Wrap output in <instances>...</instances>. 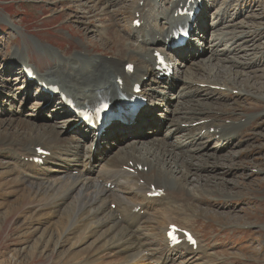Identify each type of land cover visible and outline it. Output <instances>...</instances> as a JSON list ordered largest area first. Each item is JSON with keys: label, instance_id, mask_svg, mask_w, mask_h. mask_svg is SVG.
<instances>
[{"label": "bare ground", "instance_id": "6f19581e", "mask_svg": "<svg viewBox=\"0 0 264 264\" xmlns=\"http://www.w3.org/2000/svg\"><path fill=\"white\" fill-rule=\"evenodd\" d=\"M112 1L114 0H108L107 3L111 4ZM237 1L241 2V0H231L228 5L225 4L226 7L223 10L217 12L218 17L214 18L215 21L212 24L215 28L227 21L233 3H237ZM144 2L145 6L140 7L137 4L134 7L135 11L140 13V20L143 21V24L139 28H133V21H131V32H129L128 41L118 43L117 30H113L115 33L112 34L109 28L105 35L102 32L98 34L104 37V40L115 41V39H118L112 58L110 56L97 55L94 52L86 53L81 50L69 56L60 55L55 48L47 46V44H43L38 40H31L33 46L28 44H25L22 48L17 46L18 48L12 53V70H15V75H19L26 82L23 73L24 67H34L38 82L57 85L62 94L72 97L81 106L92 104L100 96L109 97L114 103L119 102L123 95L133 97V85L139 83L145 86L143 83L145 76H150L153 72V67L155 66L154 54L156 51H163L168 59H172L173 61V56L167 54L162 48H168V45L172 44L173 29L182 20V18L175 17V14L181 7V3L185 5L186 0H176L177 3L171 1L170 4L164 3L158 9L154 8L159 5L158 0H144ZM167 4L168 7H166ZM145 7H149L147 11ZM250 15L252 16V14ZM234 17L232 18L234 19ZM262 17L264 18V16ZM162 18L164 19V25L161 27L159 21ZM152 23H156L154 28L150 27ZM242 24L245 23L242 22ZM262 25V23L254 21V23L252 22L248 26H243V29L238 31V34L234 37L228 38V40H233L234 38L241 39L240 41L243 42V45L249 44L253 40L252 48L250 49L252 52L239 56L238 59H235L233 56L231 57L234 47L223 50L222 54H227L229 57L221 59L219 62H230V66H234V68H227L231 72L233 71V73L227 70H218L215 74L210 73L212 78L206 77L203 81H196L189 77L185 78L186 82L191 84V86L199 82L207 85V87H194V90L182 93L184 94V99L181 103L185 108L180 112L178 122L174 124L173 130H184L187 131V134L182 136L183 139L179 140L176 147L170 146L166 141L158 138L150 145L145 141L130 140L127 145H133L131 147L128 146L129 148L120 147L121 151L118 155L109 156L105 164L101 165L95 177L92 176L95 165H92V157L89 153L93 147L95 138L91 140V143L86 142V146L89 145V152L83 157L79 152V147H81L83 141L89 139V136L85 133L83 127L79 126L78 118L68 109L67 112L71 116L67 119V123L69 124V128L71 126L73 128L69 130L70 133L66 134L65 138H61L62 134L58 132L57 128L40 123L37 115L35 118L34 115H26V117H30L27 120L24 118L20 119L22 112H19L17 115H8L4 119H1V114L0 149L6 150L9 154L8 156H10L9 158H12L13 170L16 171V174L18 173L19 177L16 175L17 177L12 179L9 177L10 179H8L7 177L11 176L10 174L14 173V171L5 169L3 164L0 163V169H3L2 171L0 170V181L2 179L0 188H9L11 193L17 195V201H20L21 204H26L33 198L43 202V205L53 214L59 211L55 209H61L57 222L58 229L56 228V230H61L62 234L77 228V231L75 230L76 234L84 237L95 229L103 230L102 235L105 238L101 247L92 249L91 251L93 252L90 258L87 252L78 256L81 258L86 257L89 264L104 263L101 259L103 257L101 254H121V257H123L121 260L124 261L122 264H169L178 260L177 255L182 251H187L188 254L194 257L205 255L206 251L199 242L196 249L186 244H181L171 249L175 253L174 255L161 256L153 248L150 241L162 239L163 237L162 241L170 249L165 238L168 226L176 224L181 228H186L181 223L175 221H181L187 225L199 212V200L203 198L202 195H205L203 188L207 186V181L198 175V171L201 167L209 164V159L206 158L209 151L214 152L213 156H218L214 161L212 159V165L218 164L217 162L219 161H224L231 149L233 150L236 147V144H233V142L240 140L243 132L255 123L260 116L258 113H253L246 116V119L232 118L229 123L214 125L216 120L210 112V101L205 100L204 103L199 104L201 101H198L195 97L202 92L215 91L220 86H225L229 91L241 90L242 93L240 91L237 92L239 98L242 97L243 93H251L242 89L241 85L238 86L239 82L243 80L247 82V79L250 80L251 77L242 72L243 70L247 71V69L239 66L241 70H238L235 69V66L249 64H255V66L259 67L264 66V48L260 45H255V40L264 36V27ZM192 40L194 43H197L198 49L193 56L190 55L191 59L188 62H192V66L195 67L194 61H206L201 58L202 55L195 59L194 57H196L200 48L203 49V44L206 45L207 40L205 37L200 39V36ZM159 44L163 45L162 48H159ZM193 46L192 44V48ZM205 47L207 48V46ZM206 50V52H209V49ZM177 51L181 52L184 50ZM32 53L36 54L39 61L44 60L47 63V66L43 67V70H40L39 66L31 63ZM209 59L211 60V58ZM17 63L23 65V67L19 69L14 68ZM132 63L134 64V73L129 74L125 71V66ZM218 63L217 65H219ZM180 72L181 70H178V73ZM254 73H259V69ZM262 73L263 76L261 77L264 78V70ZM229 74L234 75V78L229 80L226 77ZM120 79L123 80L122 86L119 84ZM8 85L10 86L11 84ZM162 88L168 91L174 90L177 88V82L170 83L167 86L162 85ZM249 88L264 89V82L256 86L251 85ZM157 92L161 93L160 90ZM142 93L148 95L150 98H155L156 96L153 95L156 93L155 89L150 86H145L142 89ZM167 93V91H163L162 94L166 95ZM39 95L41 96L42 93H39ZM179 96L181 97V95ZM15 99L18 100L16 97ZM3 101L6 103V100ZM162 101L164 100L162 99ZM192 101L194 104L191 103ZM44 104L45 102L39 106L38 112L41 111V106ZM156 106L154 103L153 105L150 104L149 109H143L137 115L121 118V120H125L128 124H126L127 126L118 125L117 128L120 134H125L126 131L139 127L142 121L147 125L151 121V117L146 116V114L147 112H152L153 108L156 109ZM50 111L53 112V116L55 117H65L68 114L61 98L55 102L54 108ZM144 111H146L145 115ZM205 129L207 133L202 136L201 131ZM212 129H214L213 135L208 133ZM69 134L75 137L71 138ZM208 136L210 138L207 144H209V141L214 140L216 136H218V144L211 147L204 145V143L195 142L193 144L195 146L194 149L187 147L189 142L198 141ZM36 147H41V149L51 153L50 156L44 158L42 166L34 162L37 158H43V155L38 153ZM240 153L242 151L238 152V154ZM63 156L67 157V159L63 158ZM55 159L66 161L65 166L59 164V166L56 165L59 169H55L62 173L66 171V175L49 178L51 172L46 166L55 162ZM76 165L83 166L85 170L74 168L75 170H79V173L73 176L71 166ZM140 166L144 167V169L146 167L147 170H139ZM141 181H144V183L140 184ZM194 183L195 187H192ZM109 185H114L115 188H118V191L111 190ZM18 186L21 188H17ZM153 186L163 189L165 197H161V199L150 198L148 194L152 192ZM175 187L181 191L182 197L174 194ZM6 190L4 189V192ZM108 202L110 204L115 203L117 210L113 211L109 207ZM192 203L196 204V206H193ZM188 208L193 214L188 211ZM9 209L11 211L8 212V217L15 213L13 206H10ZM137 209H139L138 213H136ZM142 211L143 213H141ZM52 237V234L44 235L42 242L45 240L50 242ZM30 252L33 255L34 252ZM136 258H139L143 262L135 263ZM148 260L150 262L146 263Z\"/></svg>", "mask_w": 264, "mask_h": 264}, {"label": "rangeland", "instance_id": "374dc122", "mask_svg": "<svg viewBox=\"0 0 264 264\" xmlns=\"http://www.w3.org/2000/svg\"><path fill=\"white\" fill-rule=\"evenodd\" d=\"M107 1L108 0H0V21H2L0 22L2 23L0 24L1 119L7 118L8 115H17L19 112H22L20 119L24 118L29 120L30 117H26V115H34V118L37 115L40 123L57 128L58 132L62 134L61 138H65V135L70 133L67 119L65 118L64 120L63 116L55 117L53 116V112L50 111L54 108V102L41 106V111L38 112V108L43 104V101H37L36 96H34L35 92L33 87H29V85H26L23 78H20L19 75H15L16 71L12 70V64L11 66L9 65L11 63L12 53L18 48L17 46L20 48L25 44L33 46L31 40H39V42L43 44H50L51 46L57 47L55 50L59 49L60 53H64V55L68 56L81 50L86 53L94 52L97 55L110 56L112 58L117 47V42L120 43L129 40L128 35L130 32V22L133 18V7L136 6L139 0H114L111 4L107 3ZM170 1L171 0H164V3L170 4ZM219 1L221 2V0H206L205 16L203 15V18L205 20L207 17L208 22L204 24L203 21L200 24L207 43H205L206 45L203 44V49H200L199 54H201V58L206 61L197 60L195 62L193 60L195 67L192 66V62H188V57L194 55L198 49L196 43H194L195 50L194 48L189 49L188 53L185 55L186 59L184 61L181 59L183 56L174 60L180 63L178 66L179 69L177 68V71L181 70L179 88L175 92L167 90V99H163L164 101H162L163 96L160 95L155 96V98H150V102L156 104L157 108L153 110L152 113L149 112L152 116V121L145 126L143 130L140 129L136 132L138 133L136 138L148 144L154 142L155 138H164V140L171 145L178 144L176 139H179L183 132L175 135L172 134V138L170 139H167L166 136L168 132L173 129L170 124L173 123V120L176 121L178 119L179 110L182 111L183 104L181 102H183V96L181 94V97L179 96L178 90L182 87L184 90H188L189 85L185 84V78L190 76L193 80L199 81L201 79L200 81H203L206 77L212 78L211 72L213 74L218 70H227L231 72L227 68H234V66H230L231 63L226 62L227 64H225V62H219V59L216 58L220 56L221 60L229 57V55L226 54V57L221 58V50L225 48L226 50L230 49L227 47H229V43H231V40H225L220 43L221 40L219 37H221V32L225 31L224 33H227V37L230 35L233 37L236 32L243 29V26H248L252 22L254 23V21L256 23H262V27H264V18L262 17L264 16V0H241V2H234L235 5L230 11L227 22L221 25L223 28L220 31L215 32L216 29L212 26L210 27L213 16H217L216 13L223 10L225 6L231 2V0H222L221 3ZM1 9L8 12L9 17L14 20L15 25L11 26V24H13L11 21L10 24L6 22L7 20L5 21L3 19L2 16L6 17L7 14ZM250 14H252V16ZM232 17H234V19ZM242 22L245 24H242ZM108 28L112 34L115 33L113 30H117L116 35L119 37V41H117L118 39H115V41H110L109 39L104 40V37L98 35L100 32L105 35ZM59 29L62 31H58ZM217 32L220 34H217ZM32 34H34L35 37H33ZM195 35L196 32L194 36ZM203 36H201V38ZM227 37L223 36L221 38L227 39ZM252 41L244 45L241 41H238L237 44L233 42L234 51L238 50L231 55V57L233 56L235 59H238L239 56L251 53ZM217 45L218 47L216 48ZM255 45H260L264 48V36L256 39ZM205 46H207V48ZM206 49H209V52H206ZM212 51H214V53H212ZM237 53L238 55L236 56ZM32 54L30 59L31 63L39 66L38 68H40V70H43V67H46L47 63L44 60L39 61L36 54ZM212 56H214V58ZM209 58H211V60ZM242 61H244V59H242ZM217 63L219 65H217ZM239 66L246 68L247 71L243 70L242 72L251 78L250 80L247 79L248 83L246 81L244 82V80L239 82L238 86L241 85L242 89L251 93H243L242 97L239 98V96L231 94L230 92V94H227L230 98L226 99V94H223L225 91L218 93L212 90L202 92L196 95L195 98L197 99L199 96L198 101H201L199 104L204 103L205 100L210 101V112L216 120L214 125L222 123L217 119L219 117L217 116L219 112L224 113L220 118L222 121L227 120V116L231 114H235V116H231L228 119H239L243 116L252 115L253 113H258L260 116L255 123L250 125L243 132L240 140H238L239 142L235 141L233 143L236 144V147L233 150L231 149L224 161H219L221 164L216 161L218 164H214L215 166L212 165V162L218 156H213L214 152L209 151L206 157L209 159V164L201 167L198 171V175L207 181V186H204L205 189L202 187L205 195H202L203 198L199 200L200 209L199 212H197V216L193 217V220L189 223L190 225H186L193 229L202 240L205 246L203 249L206 251V254L197 256L198 259L191 255V257L194 258L191 259L190 254L187 255V251H182L178 253L177 257L179 260L174 264H264V89L258 90L257 88H249L251 85L256 86L264 82V78L261 77L263 76L262 71L264 70V66L259 67L255 66V64L245 66L236 65L235 69L241 70ZM15 67L18 69L20 68L18 63L14 68ZM192 67L193 69H191ZM258 69L259 73H254ZM231 73H233V71ZM226 77L230 80L234 78V75L229 74L226 75ZM8 84L11 85L9 86ZM151 84L155 86H150L151 88L155 90L161 89L157 87V84ZM224 89H226V87H224ZM239 91L242 93L241 90ZM239 91H235V93ZM235 95L236 97H234ZM15 97L18 100H16ZM171 97H173V99H171L172 101L170 100ZM3 100H6V103ZM45 101L47 103L48 99ZM191 103L194 104L193 101ZM160 115L166 118L160 120L158 117ZM161 121L162 123H160ZM158 125L161 127H156ZM139 132L141 133L139 134ZM205 133L206 130H203L202 134ZM69 137L72 138L75 136L69 134ZM208 138L202 140L207 141ZM131 139H133V136H129V139L124 142L114 143L112 140L104 142L103 147H101L99 152L95 155V160L93 162L95 169L98 170L100 165H102V159L105 157V153H110V151L107 150L113 151L117 149L119 145L128 147L125 145V142ZM202 140L198 142H202ZM214 142L215 140L209 142V146L213 147L216 144H214ZM188 147L193 148L194 146L190 144ZM80 148V154L86 156L89 152V145L86 146V141L81 143ZM239 151H242V153L238 154ZM63 157L67 158L65 156ZM0 163L3 164L5 169L10 171L13 170L12 161L6 151L0 153ZM54 163H58V166L59 164L65 166L64 164H66V161H55L47 166L50 171H53L54 175L63 174L60 171H58L59 173L54 171L55 169H59ZM0 170L2 171L3 169ZM72 174L74 176L78 175V170H74ZM10 175L11 176L7 177L8 179L19 177L18 173L16 174L15 171ZM0 182H2V179ZM192 187H195V183ZM17 188L21 187L18 186ZM111 188L117 190L114 186H111ZM175 188L174 194H177V187ZM4 189H7V192H4ZM4 189L0 188V264H89L86 257L81 258L78 256L87 252L90 258L93 252L91 250L101 247L105 238V236L102 235L103 230L100 231V229H95L84 237H80L76 234L77 228H75L76 231L73 230L62 234L61 230H56V228L58 229L57 222L61 209H55L59 211L53 214L43 205V202L33 198L30 199L28 203L21 204L20 201H17L16 194L11 193V190L7 187ZM109 205L112 210L117 209L116 204L109 203ZM10 206L15 208V213L8 217V212L11 211L9 209ZM193 206H196V204H193ZM188 211L192 213L189 208ZM238 227H242L241 229L245 231L234 229ZM244 227H248V229ZM49 234L53 235L50 242L48 240L42 242L43 236ZM161 240L160 238L151 240L150 243L153 248L157 250L159 255H174L175 253L173 250L164 247L162 244L163 241L161 242ZM30 251L34 252L33 255ZM208 252H216V255L210 256ZM184 254L186 255L183 257ZM101 255L103 256L101 258L104 261L103 264L124 263V261L121 260V258H123L121 254ZM114 257L115 259H113ZM180 258H183V262H181L182 259Z\"/></svg>", "mask_w": 264, "mask_h": 264}]
</instances>
